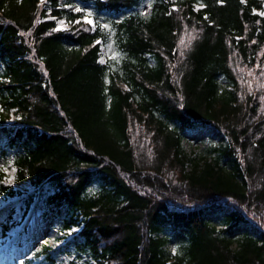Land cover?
<instances>
[{
    "label": "trees",
    "instance_id": "1",
    "mask_svg": "<svg viewBox=\"0 0 264 264\" xmlns=\"http://www.w3.org/2000/svg\"><path fill=\"white\" fill-rule=\"evenodd\" d=\"M77 1L92 26L58 0H0L17 182L80 227L93 264H264V0H153L147 16L141 0ZM107 44L120 59L102 64ZM199 125L226 142L193 157Z\"/></svg>",
    "mask_w": 264,
    "mask_h": 264
},
{
    "label": "rangeland",
    "instance_id": "2",
    "mask_svg": "<svg viewBox=\"0 0 264 264\" xmlns=\"http://www.w3.org/2000/svg\"><path fill=\"white\" fill-rule=\"evenodd\" d=\"M152 1L141 0L136 10L143 16H147L150 13ZM58 4L67 13L84 12L90 9L88 4L77 0H58ZM83 20L87 19L83 18ZM56 24L59 28L67 26L63 17L57 18ZM119 59L120 55L109 44L101 47L99 58L101 62ZM3 113L6 111L0 104V264H25L24 261L28 259L32 261L30 264H50V260L44 254V247L51 256V264H85L87 262L93 264L88 255L80 256L75 251L79 228H63L57 216L45 208L44 201L38 196V191L28 182H17L13 163L15 154L13 150L5 149V139L2 137ZM16 118L13 111H7L4 123L13 122ZM225 142V137L217 129L211 125H201L187 132L182 144L187 155L198 157L207 153L208 148ZM8 188H12L13 196L4 193ZM42 192L45 196L49 190L44 188ZM6 223L10 229L4 232L1 225ZM242 230H244L243 227L235 228L233 236L237 237ZM168 250L171 255H174L176 248L171 244L168 245Z\"/></svg>",
    "mask_w": 264,
    "mask_h": 264
},
{
    "label": "snow or ice",
    "instance_id": "3",
    "mask_svg": "<svg viewBox=\"0 0 264 264\" xmlns=\"http://www.w3.org/2000/svg\"><path fill=\"white\" fill-rule=\"evenodd\" d=\"M77 10H79V9H77ZM260 15H264V13H260ZM88 23H91V21H87Z\"/></svg>",
    "mask_w": 264,
    "mask_h": 264
}]
</instances>
